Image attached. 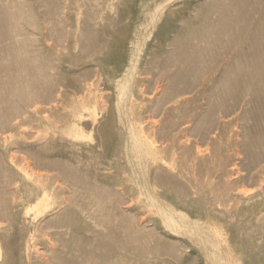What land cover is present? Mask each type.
<instances>
[{
  "label": "rangeland",
  "instance_id": "rangeland-1",
  "mask_svg": "<svg viewBox=\"0 0 264 264\" xmlns=\"http://www.w3.org/2000/svg\"><path fill=\"white\" fill-rule=\"evenodd\" d=\"M212 1H0L3 11L21 14L2 61L21 63L23 55L15 45L25 43L28 54L37 56L42 65H56L51 78L66 86L57 93L60 100L49 104L51 91H43L42 84L27 87L31 75L20 73L15 79L21 97L31 90L39 99L20 126L0 127V191L15 205L7 209L12 218L0 219L1 251L8 242L28 239L31 262L49 264L44 256L36 259L35 252L45 255L46 249H65L75 226L70 213L80 206L88 218L86 231L76 237L86 239L91 251L97 248L94 252L118 258L117 264H216L219 258L232 264H264V103L235 109L229 101L226 107L214 109L212 93L203 86L170 102L162 94L163 77L175 70L161 66L168 54V59L193 57L187 48L193 41L209 46L193 35L194 40L192 33L205 20L213 21L215 10L207 6ZM154 13L159 14L155 22ZM6 20L3 36L10 34L13 25L12 19ZM64 34L66 49L59 54L55 41ZM220 46L213 48L238 49L237 44ZM132 55L135 79L143 82L134 90L149 92L134 94L129 106L117 111L116 82L131 68ZM206 61L200 67L209 70ZM224 62L218 60L210 72L218 76ZM190 64L198 68L200 63ZM2 70L5 82L13 81L12 70ZM262 76L256 75V80L262 81ZM7 91L6 86L0 87V101ZM261 95L264 100V91ZM6 105L0 104L1 112ZM74 111L77 115L71 114ZM118 113L127 118L119 120ZM70 122L78 124L79 134L64 133L66 138L55 131ZM108 125L114 137L111 147H103V128ZM130 125L147 153L144 161L134 151L115 152L112 147H120L119 129ZM48 162L56 163L53 169L63 166L77 171L87 188H71L46 167ZM132 169L138 176H132ZM38 186H46L49 192L42 209L36 207ZM144 188L194 224L201 236L164 228ZM24 222L26 230L21 229ZM130 236L141 246L134 245ZM78 244L75 241L73 249ZM14 258L18 260L17 252Z\"/></svg>",
  "mask_w": 264,
  "mask_h": 264
},
{
  "label": "bare ground",
  "instance_id": "bare-ground-1",
  "mask_svg": "<svg viewBox=\"0 0 264 264\" xmlns=\"http://www.w3.org/2000/svg\"><path fill=\"white\" fill-rule=\"evenodd\" d=\"M246 4L245 0H213L212 2H210V4L207 5L208 7H212V9L215 10L213 11V14H215L213 21L205 20L204 22H202L201 27L194 31V34L192 33V37L194 35L195 38L200 42L206 41L209 46L202 47L201 45H199L198 43H194L193 41V43L190 42L191 44L187 43L189 44L187 45V48L191 49L194 54L193 57L178 56L179 58L176 59H173V57L172 59H168L169 54L167 56V59L164 57V59L166 60L163 61L161 65L162 68H175L172 73H168L162 79L166 81V84L162 86V94L166 95V97L168 98V102L178 100L181 96L193 92L194 90H196L197 86H203L205 89L209 90L208 92L212 93L211 95L214 99L213 104H215L214 109L226 107L227 102L229 101H233V104L236 106L235 109H240L243 104L255 103L256 106H259L264 103L263 95H261L264 91V79L262 81L261 79H259L260 81L256 80V75L257 77L258 74L264 75V0H251V3L249 5ZM200 7L201 6H199V8ZM18 17H21V14L15 15L11 11H9V9L5 11L0 9V87L6 86L8 90L7 96L5 98L7 101H5L4 99V101H0V104L4 102L5 105L6 102H8L9 104L8 106L6 105L5 112H1L0 109V127L3 124H7V126L12 128L20 126L26 118L33 114V109L35 108V104L39 99L38 93L31 90L26 91L23 97L18 94L19 82L15 79L21 75L20 73L32 76L33 80H28L27 87H29L31 83L37 84V86L38 84H42L43 91H51V94L47 100V103L49 104L58 102L60 99L57 97V93L62 92V89L64 87L66 88V86L61 83L55 82L51 78V71L57 69L56 65H42L41 62H39V58L37 56L28 54V48L25 47V43H19L15 45L16 52L23 55V61H21V63L19 61H2L4 52L8 49V47L5 45L6 41L13 38L16 34L15 31H17V24L19 21ZM158 18L159 14L157 13H154L151 17L152 21L154 22L157 21ZM6 19H12L10 21H13V25H11L12 27L10 30V34L3 36V24L5 23V21H7ZM65 34L58 36L55 41V46H60L59 54L66 49V47L63 45L64 41H66L65 38H67V35ZM195 38L194 40H196ZM173 40H171V42ZM177 41H175L176 44L178 43ZM14 42L12 43L15 44ZM175 42L173 41L172 43L175 44ZM183 42H185V40ZM226 43L231 45L237 44L238 49L236 50V52L232 50L217 51L213 48V46L215 45L223 46ZM184 44L181 46H184ZM222 46H220V48H222ZM178 47L180 48V45ZM174 52L176 53V51ZM180 54L181 52L178 55ZM222 58H224L225 62L223 64L222 71L218 76H216L214 74L215 71L212 70L213 72H210L211 67L212 65H217L218 60H221ZM206 60L210 62L209 70L208 68L205 69V67H200L201 64H205ZM192 61L196 63V65L200 63L199 67L196 68L195 66H191L190 63ZM130 62L131 68L125 75H123L120 80H117L116 82L117 95L115 107L117 111L123 108H127V106H129V103L131 102V96H133L134 94L143 95L149 92L148 90L146 91L142 88H136V90H134V87H143V82L135 79L134 75L136 65L134 63L133 55L130 58ZM4 67L6 69L9 68V70H12V72L9 71V79H12L13 81L9 82L8 80L5 82V74L3 72L4 70H2V68ZM146 72L148 73L149 71ZM200 74L202 76L198 78ZM161 75L162 74H160L159 77H161ZM201 77H204V80H202ZM262 77L264 78V76ZM210 83H213V85L209 86ZM208 95H210V93ZM51 108H54V106H52ZM75 111L78 112V110ZM75 111L71 114L75 115ZM222 113L224 115L226 114V112L224 111ZM118 117L119 120L122 121V119L127 118V115L123 116L122 114H119ZM75 123H72L70 125L67 123L68 126L56 128L55 131L61 132L63 134L66 133L67 135H77L79 134L77 128L78 124L76 125ZM131 129H133L131 128V125L127 129H119L118 134L121 138L119 145L120 147L117 146L118 144L115 146L113 145L112 147L114 148L115 152L121 151L127 153L128 151H134L135 155L139 159H146L148 157L147 153L146 151L144 152L141 149V142L137 141V138H134V134L132 133ZM125 134H128V138H124ZM103 136V140L101 141L102 146L111 147L110 145L112 144L114 133H112L110 125L103 128ZM245 150L248 152V145H245ZM157 152L158 151L154 153L153 159H155ZM54 165L56 166V163L54 162L46 163V167H51L50 170L56 171L57 177H61L64 183L70 184L71 188L77 190L87 188L85 180L80 177L77 171L70 170L69 168L63 166L53 169ZM138 174V171L132 169V176H138ZM144 190L146 197L150 202L153 203L154 208L160 215V224L164 226V228L175 233H189L191 235H200L199 229L194 224L187 223L184 220V216L182 214H179L174 209L164 205L161 202H158L146 188H144ZM35 193L37 194V198L40 199L38 202H36V207L42 209L43 207L47 206L44 201L46 197L49 196L47 187L38 186L35 190ZM67 197L68 198L66 199L70 198L69 195ZM179 197L184 200L187 199L186 195H182ZM9 207H15L13 199H4L2 192L0 191V219L12 218L11 213L7 211ZM62 209L63 211L66 210L65 207ZM84 210V208L79 206L78 208L74 209V212L70 213V218L75 226L73 229L72 238L64 242L65 249H62V251L54 248L46 249L45 255L43 252H39V250H37V252H35L34 254L36 259L44 256V260L49 261V264L118 263V258L114 257L113 255L109 257L108 254L106 255V257L105 254L107 252H94L95 250H97V248L91 251V249L87 248L86 246V243L88 242L86 239H78V237H76L80 233H84V231H86V225H84V222H86L88 216L85 214L86 212L84 213ZM26 223H23L21 229L26 230L28 228ZM135 232L136 234H140V231L138 230H136ZM143 238H145L144 235ZM129 240L132 241V243L137 247L141 246L137 238H131L130 236ZM75 241H78L80 245L78 244V247L75 246L76 248L74 247L75 249H73L72 245ZM204 241L206 243L210 242V240L208 239ZM90 243L91 242H89L88 244ZM15 252L18 253V260H15L14 258ZM31 254L32 252L30 240L25 239L23 243H21L20 241H17L16 243L8 242L4 251H1L0 247V264H34L33 262H31ZM215 263L232 264L229 261L223 262V259L221 258H219Z\"/></svg>",
  "mask_w": 264,
  "mask_h": 264
}]
</instances>
